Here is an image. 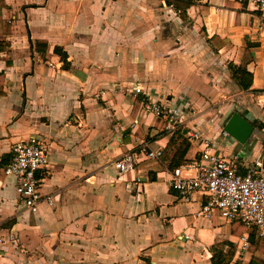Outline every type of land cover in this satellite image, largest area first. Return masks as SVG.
Listing matches in <instances>:
<instances>
[{
  "label": "crops",
  "instance_id": "1",
  "mask_svg": "<svg viewBox=\"0 0 264 264\" xmlns=\"http://www.w3.org/2000/svg\"><path fill=\"white\" fill-rule=\"evenodd\" d=\"M192 1L183 19L167 0H0V264H211L223 243L229 264H248L238 249L247 230L198 216L204 194L183 200L169 188L173 166L198 159L200 142L145 111L193 110L187 126L215 155L263 164L264 12L249 0ZM229 64L246 65L248 91ZM233 112L254 127L245 147L223 133ZM31 136L48 148L40 190L53 200L34 214L3 173ZM126 153L134 169L119 175L113 164Z\"/></svg>",
  "mask_w": 264,
  "mask_h": 264
},
{
  "label": "built area",
  "instance_id": "2",
  "mask_svg": "<svg viewBox=\"0 0 264 264\" xmlns=\"http://www.w3.org/2000/svg\"><path fill=\"white\" fill-rule=\"evenodd\" d=\"M255 12H264V0H249ZM172 7V6H170ZM135 93H141L139 87ZM145 111L154 115L164 125V131L175 133L185 131L190 141H199V158L174 168L169 180V188L188 200L193 194L201 193L207 197L198 216L209 218L213 212L226 222H241L247 229L255 228L264 239V171L261 161L250 166L233 157L226 159L213 153L212 144L196 130L187 125L196 113L189 117L176 106L161 105L157 102L146 104ZM138 152L149 160L161 158V151H152L147 144L139 145ZM49 164L48 148L40 139L28 137L17 142L11 150V159L4 167V175L15 180V192L22 206L30 213L37 212L42 203L52 204V198L41 193L40 175ZM114 168L119 175L134 169V156L126 153L117 159ZM245 169L246 173H242ZM238 249L248 252V235L240 237Z\"/></svg>",
  "mask_w": 264,
  "mask_h": 264
},
{
  "label": "trees",
  "instance_id": "3",
  "mask_svg": "<svg viewBox=\"0 0 264 264\" xmlns=\"http://www.w3.org/2000/svg\"><path fill=\"white\" fill-rule=\"evenodd\" d=\"M192 0H167V4L172 6L177 12H179V15L181 18H186V9L191 7L193 5ZM3 46H0V51L3 50ZM57 53L60 55L61 60L63 62V67H66V55L64 53H61L57 51ZM229 71L231 74V77L237 84V86L243 90L248 91L252 84V75L247 70L246 65L240 64L238 66L229 64ZM2 83H3V74L0 73V95L3 93L2 90ZM184 164V163H183ZM181 165V163H176L174 167H178ZM238 225L240 228V233L244 232L245 230L248 231V241H249V252L251 254V259L248 262V264H264V258H261L257 255L264 256V239L261 238L255 228L247 229L241 222L235 221L232 222ZM225 247H229L228 251H224ZM211 264H229L233 257V246L230 243H223V244H217L213 247H211Z\"/></svg>",
  "mask_w": 264,
  "mask_h": 264
},
{
  "label": "water",
  "instance_id": "4",
  "mask_svg": "<svg viewBox=\"0 0 264 264\" xmlns=\"http://www.w3.org/2000/svg\"><path fill=\"white\" fill-rule=\"evenodd\" d=\"M227 139H232L243 145L254 131V127L241 114L233 112L222 127ZM264 164V154H263Z\"/></svg>",
  "mask_w": 264,
  "mask_h": 264
},
{
  "label": "rangeland",
  "instance_id": "5",
  "mask_svg": "<svg viewBox=\"0 0 264 264\" xmlns=\"http://www.w3.org/2000/svg\"><path fill=\"white\" fill-rule=\"evenodd\" d=\"M247 144H248V142H247V143H245L243 146H242V145H240V144H239V145H240L241 147H245V146H247Z\"/></svg>",
  "mask_w": 264,
  "mask_h": 264
}]
</instances>
